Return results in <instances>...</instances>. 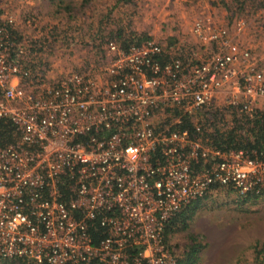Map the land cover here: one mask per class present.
I'll return each instance as SVG.
<instances>
[{
    "label": "built area",
    "instance_id": "1",
    "mask_svg": "<svg viewBox=\"0 0 264 264\" xmlns=\"http://www.w3.org/2000/svg\"><path fill=\"white\" fill-rule=\"evenodd\" d=\"M15 24L1 5L0 121L16 137L0 143V258L177 264L164 232L188 204L215 186L264 195V154L218 147L196 120L222 104L253 118L264 96V70L231 25L204 11L186 30L195 41L171 51L94 36L89 61L57 73L52 58L76 40L32 39ZM233 24L244 33L243 17Z\"/></svg>",
    "mask_w": 264,
    "mask_h": 264
},
{
    "label": "rangeland",
    "instance_id": "2",
    "mask_svg": "<svg viewBox=\"0 0 264 264\" xmlns=\"http://www.w3.org/2000/svg\"><path fill=\"white\" fill-rule=\"evenodd\" d=\"M82 1L0 0V6L13 12L15 28L22 35L35 39L43 34L38 40L44 41L48 32L58 38L65 33L76 40L73 49L69 45L63 56L52 58L57 73L89 61V42L94 36L99 46L106 40L121 46L123 39L128 40V45L132 43L130 39L133 42L153 39L166 51H171L170 46L177 40L195 41L186 30L204 11L210 12L218 25H231L234 43L239 41L250 48L264 70V0H89L86 4ZM240 16L246 20L243 34L235 33L233 24V18ZM58 41V49L66 48L67 39ZM252 109L253 113L264 111V96ZM209 112V123H216L222 130L232 126L237 117L236 109L224 104ZM204 113L197 112L198 122L205 123ZM210 130L213 131L212 126H208ZM255 197L241 202V196L232 189L211 190L198 202L191 219L186 221V229H182L181 221L171 227L166 244L178 260L184 246L189 244V235L195 234L204 245L196 264H264V195ZM0 264L20 263L0 258Z\"/></svg>",
    "mask_w": 264,
    "mask_h": 264
},
{
    "label": "trees",
    "instance_id": "3",
    "mask_svg": "<svg viewBox=\"0 0 264 264\" xmlns=\"http://www.w3.org/2000/svg\"><path fill=\"white\" fill-rule=\"evenodd\" d=\"M83 3H88L89 0H83ZM136 43L141 42L140 39L134 40ZM129 42H133V39H130ZM128 46V40L121 41V47L126 48ZM209 114L211 112H205L204 116L207 117L204 119L205 123H201L203 127L205 124L207 126H212L213 132L209 134L210 138L213 140L218 147L221 148H232V149H247L249 152L253 150L257 154H264V111H258L253 118L248 117L246 113H242L241 115H236L234 117L233 125L227 126L223 130L216 123H209ZM215 119V116L214 118ZM182 129H187L192 132L194 130L193 123L191 122V118L184 116L182 119V123L180 125ZM15 134L13 131V127L8 121H0V143H6L14 141ZM217 186L213 188L216 189ZM202 198V197H201ZM198 198L188 204L185 208H183L180 213L173 218L167 225L164 237L165 241L168 240L169 231H172V226L178 221L182 222V229H186L188 227L186 221L190 220L198 202L201 200ZM254 195L241 196V202H245L247 200L255 199ZM181 227H179L180 229ZM91 235L94 244H97L98 241L103 237L102 228L96 226L94 229H91ZM198 236L195 234L189 235V244L184 246V251L182 252L181 257H178L177 264H196L199 260V253L204 248V245L198 241ZM18 260L20 264H45V262L37 263L33 261H29L26 259H15Z\"/></svg>",
    "mask_w": 264,
    "mask_h": 264
}]
</instances>
